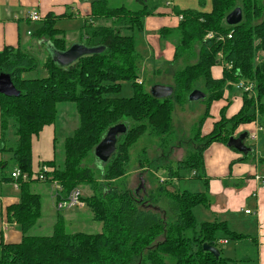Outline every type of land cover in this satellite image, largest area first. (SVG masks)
Listing matches in <instances>:
<instances>
[{"label":"trees","instance_id":"obj_1","mask_svg":"<svg viewBox=\"0 0 264 264\" xmlns=\"http://www.w3.org/2000/svg\"><path fill=\"white\" fill-rule=\"evenodd\" d=\"M261 1L211 0L212 11L206 13L182 12L173 7L183 20L176 29L159 31L161 39L174 38L175 43L172 63L165 62L166 75L174 66L178 67L173 73V95L166 99L154 98L146 80L138 82L143 59L137 53L133 32L137 29L144 33L145 19L154 14L147 7L132 11L126 7L110 8L105 0L93 1L92 20L104 19L110 23L85 24L83 37L86 46L103 47L104 52L84 56L68 67L58 65L49 56L43 63L47 73L43 79L24 77L38 66L34 52L20 47H5L0 51V74L9 75L21 93L19 97L0 94L3 134L0 151L12 155L9 161H0L1 173L8 178L7 173L15 167L14 170L31 176L33 138L56 123L59 104H74L79 125L64 142L63 165L55 160L42 165L49 166L52 169L49 176L59 182L60 200H66L81 186L94 188L93 195L81 196L80 200L103 228L98 234H70L61 216L51 235L31 234L42 216V198L31 190L30 184L39 181H19L20 202L7 211L10 220L19 225L23 238L18 244L0 243V264L236 263L223 257L221 243L245 237L232 232L225 224L200 222L195 209L205 206L206 194L191 193L182 186L191 176L192 180L203 182L208 191L206 150L216 142L227 146L242 125L257 122L264 127V2ZM238 7L242 9L243 21L237 26H228L227 16ZM63 17L66 15L48 14L33 33L34 39L46 42L43 47L47 46L49 51L65 52L70 48L65 32L56 28L57 19ZM209 33L214 38L208 39ZM220 35L223 41L219 40ZM193 57L198 58L195 63L179 68L182 62L188 63ZM220 66L222 77L216 79L214 69ZM240 82L253 84L255 97L242 93V106L231 116L227 115L231 106L228 102L212 131L203 135V125L212 117L213 104L227 101L225 94ZM123 83L130 84L131 98L119 97ZM194 90L203 91L206 98L202 101L207 103V112L192 142L194 150L186 161L175 164L167 155L159 158L153 173L165 179V185L160 183L154 193L144 194L142 198L122 179L128 173L129 150L146 135L159 138L164 147L173 127L172 99L179 103ZM128 122L133 123L132 127ZM120 123L129 125L128 132L120 137L109 162L100 163L95 171L90 162L88 165L85 162L92 155L96 159L95 148L108 129ZM8 137L13 142L10 148L2 145ZM145 160H139L141 167L148 166ZM187 172L190 175L186 176ZM159 177L156 178L159 180ZM161 204L166 208L156 207ZM204 244L217 247L221 256L216 259L204 250Z\"/></svg>","mask_w":264,"mask_h":264},{"label":"crops","instance_id":"obj_2","mask_svg":"<svg viewBox=\"0 0 264 264\" xmlns=\"http://www.w3.org/2000/svg\"><path fill=\"white\" fill-rule=\"evenodd\" d=\"M93 1L95 0H0V51L5 47H20L25 51L33 52L34 49L43 47L46 42L33 38V33L42 23L32 21L30 19L32 13H38L43 19L48 14L56 17L66 15V17L57 19L56 24L63 20L76 21L80 23L83 35L85 24L91 22L97 26L109 24L110 21L104 19L94 18L92 20L91 3ZM105 1L110 8L126 7L129 9L128 6L139 3L142 4V9L147 7L149 10L147 0ZM173 7H169L172 9L165 14L158 11L148 16L144 21V32L150 39L151 47L155 49L154 57L157 56L156 59L163 56L166 58H164L165 61L173 60L174 47H170L171 43L163 46L162 50H157L156 40L160 39V35L159 33L153 34L155 30L159 32L162 28L176 29L179 26L180 20L175 16L176 12ZM82 32H79V38L83 36ZM76 44L82 43L76 41ZM34 45L36 47H33ZM222 73V69H214L216 79L221 78ZM225 106L226 100L213 104L212 117L204 126L207 134L212 131L214 122L220 119L221 110ZM241 106L242 100H236L227 110V115L231 116L237 113ZM251 124L253 126L245 127L249 124L240 126L234 136L244 133L243 130L248 129L247 133L250 139L251 134L256 133L260 126L257 122ZM57 132L56 125H51L45 127L37 137L33 138V173H37L44 162L57 161L55 153ZM262 134L264 133L261 132L258 135L257 142L259 143L255 149L256 155L253 164H249V160L244 155L234 153L222 143L216 144L218 142L212 144L204 154L209 190L204 188L203 194H206L207 203L202 206L203 209H200L202 214L200 219H207L206 222L225 224L232 232L245 237L235 241L233 249L229 252V255L232 256L229 259L236 260L234 264H264V188H261L260 183L256 180L258 176L264 178V138L261 140ZM14 168L7 173L8 178H5L4 173L2 174L0 171V243L4 244H18L23 238L19 225L10 220L7 211L9 207L20 202V189L10 177ZM30 185L35 194H39L41 198L44 197L42 200L47 202L50 211V214H47L48 212H43L42 207V216L36 227L39 230L52 229L53 231L57 219L62 216L59 215L57 208L60 198L56 197L55 190L49 183L34 182ZM78 209L84 210L83 205ZM247 211L250 213H246ZM230 243L222 241L221 244L223 247Z\"/></svg>","mask_w":264,"mask_h":264},{"label":"rangeland","instance_id":"obj_3","mask_svg":"<svg viewBox=\"0 0 264 264\" xmlns=\"http://www.w3.org/2000/svg\"><path fill=\"white\" fill-rule=\"evenodd\" d=\"M147 1H148L149 10H154V13L160 11V13L165 14L168 10L172 9L166 6L165 0H147ZM263 2L264 0L261 1L262 4ZM142 7H143L142 4L139 3H134L128 6V8L133 11H138L142 9ZM175 7H177V9L182 12L195 11V12L206 13L212 11V2L211 0H176ZM56 27L66 31L65 39L67 41L68 46L72 47L74 44H76V41L84 45H87V41L84 39L83 36L79 38V32L80 33L82 32V29H80V23H77L76 21L73 20H63V21H59L58 24H56ZM157 33H159L157 32V30L153 31V34H157ZM133 35L135 37L137 53L141 55L143 59L141 65V73H140L141 78L139 79L138 82L142 83L143 80H146L147 86L150 90L155 85L173 87L174 86L173 73L178 69V67L174 66L173 69L170 70L171 73H168L166 75L168 66L165 65V62L172 63L171 61L173 60L165 61L164 60L165 57L163 56L160 57V59H156L157 56L154 57L155 49L151 47L149 43L150 39L147 37L146 32L143 33L135 29ZM176 38H178V35H176ZM173 40L170 38L167 40L161 38L156 40L157 50H162L163 46H166V44L168 43H171L170 47L173 48L175 44L173 43ZM33 47H36V45H34ZM36 49L39 50L37 51ZM36 49H34L35 51H33L34 53L32 54L35 55L34 58L37 60L38 66L35 70L28 72L24 75L26 79H43L46 78L47 76V73L43 68V63L49 58V56H52V52L48 50L47 46L45 47L40 46V48H36ZM193 51H195V49ZM197 60L198 58L193 57L188 63L182 62L179 65V68L182 66L184 67L185 65L190 63H195ZM132 96H133V90L130 84L123 83V89L119 97L127 99V98H131ZM225 96L227 99L226 105H228L229 103L230 105H233V103L236 100L241 99L242 92L239 89H237V87L235 86V88L232 91H228L225 94ZM172 105L174 109L173 127L170 135L167 136L168 142L165 144V146L164 147L161 146L159 138L146 135L140 138L129 150L130 162L127 168L128 173L122 179L123 181L125 180L127 182V186L130 190L136 191L137 195H140L142 198L144 194L154 193V191L156 190L158 185H160V183H162V185H165L164 184L165 179L160 178L155 173H153L154 170L153 167L155 164H159L158 162L159 158L167 155L170 158V162L173 164L186 161L188 159L190 153L194 150L193 149L194 145L192 144V142H194V139L196 137L199 124L207 112L206 102L204 101L191 102L189 100V96L186 97L185 99H182L181 102L179 103L176 102L175 99L173 98ZM57 109H58V118L56 123L54 124L56 125L58 131L57 142L55 143V153L57 156V163L59 165H63L65 158L64 140L66 137L72 136L74 130L78 128L79 119H78L76 107L72 103L59 104ZM208 120H206V122ZM128 123L130 127H132L133 123L131 122ZM125 124L129 126L127 123ZM204 126L205 124L203 125L202 134L207 135ZM250 126H253V124L245 125V127H250ZM243 132L246 133L249 132V130L244 129ZM263 138H264V134H262L261 140ZM1 139H3V134H2V119H1V108H0V140ZM7 140L8 141H3L2 145L5 146L6 148L12 147L13 142H11V138H7ZM258 143L259 142H254L250 139L247 140V145L251 146V148L254 149L253 152L249 153L246 156L247 160H249V164H253L256 155L255 149L256 146H258ZM234 153H237L241 156L243 155L237 151H234ZM11 157L12 155L10 153L0 151V161H4V160L9 161ZM141 159H146L144 163H147L148 166L145 164V167H141L139 165V160ZM88 162H90V167L95 171L97 170L96 168L100 164V162L97 161L93 157V155L85 162V164L88 165ZM188 175H190V173L187 172L186 176ZM97 177L98 179L100 178L99 175ZM156 177H159V180ZM141 179H143L145 182L144 189L139 190V192H137L141 184ZM188 179L190 180L184 182L182 186L184 187V189H187L191 193H196V194L204 193V186L202 184L203 182L201 183L200 181H196V180L194 181L192 180L191 176H188ZM103 183L106 184L107 182L103 181ZM169 189L173 190L172 187H169ZM79 190L81 191L82 197H90L94 193V188L90 186H81ZM42 204H43L42 206L43 212H48L47 214H50L47 202L42 200ZM82 205L84 207V210H79L78 208L58 210L59 215H62L66 222V231L70 234L101 233L103 230L102 224L96 222L93 219L92 212L85 204L82 203ZM156 207L159 209L166 208L164 204H161ZM201 208L202 207L195 209V214L198 220L200 222L208 221L207 219L204 220L200 219V217H202V214L200 212ZM31 234L39 235V236H48L52 234V229L39 230L35 226V228L31 231ZM233 247H234V242H231L228 246H223L222 247L223 257L231 258L232 256L229 255V252L231 251V249H233Z\"/></svg>","mask_w":264,"mask_h":264},{"label":"water","instance_id":"obj_4","mask_svg":"<svg viewBox=\"0 0 264 264\" xmlns=\"http://www.w3.org/2000/svg\"><path fill=\"white\" fill-rule=\"evenodd\" d=\"M242 21L243 12L240 7L236 8L226 18V24L232 27L239 25ZM50 51L52 52L54 61L58 65L68 67L84 56L103 53L104 48H93L82 44H74L65 52ZM173 92L174 89L171 86L155 85L151 88V94L156 99L169 98L173 95ZM0 94L6 97H19L21 95V93L15 88L11 77L7 74H0ZM205 98L206 94L201 90H194L189 96L191 102L202 101ZM128 129L129 128L125 123L117 124L108 129L105 137L94 151L96 159L102 165L108 163L111 157L115 154L120 137L125 135L128 132ZM248 139L249 134L247 132L233 136L229 139L227 148L234 149L246 157L249 153L254 151L253 148L247 145ZM144 183V180L141 179V184L137 192L144 189ZM204 250L212 253L216 259L221 256L220 250L209 244H204Z\"/></svg>","mask_w":264,"mask_h":264},{"label":"built area","instance_id":"obj_5","mask_svg":"<svg viewBox=\"0 0 264 264\" xmlns=\"http://www.w3.org/2000/svg\"><path fill=\"white\" fill-rule=\"evenodd\" d=\"M167 3V6L173 7L175 4L176 0H165ZM178 17L180 22L183 20V16L180 15L178 16L177 14L175 15ZM30 19L34 22H41L43 18L41 15L38 13H32L30 15ZM31 34V33H29ZM214 38V34L210 33L208 35V39ZM228 38H232V34L228 35ZM219 40L223 41V36H219ZM221 59V57H219ZM220 69L223 71V67L220 66ZM237 89H239L242 93H249L250 95H253L255 97V86L253 84H247L244 82H240L237 86ZM263 132L264 133V127L258 126L257 132L251 134L250 140L257 142L259 140L258 135L259 133ZM52 171V169L49 166L46 165H41V168L38 170L37 173H32L31 176H29L26 173H22L19 169H15L11 173V179L14 180L16 186L19 187V181L22 182H31V181H39V182H45L49 183L52 185V188L55 190L56 197L58 198L59 192L62 191L61 186L58 181L54 180L51 176H49V173ZM256 180L260 183V187L264 188V178L258 176ZM81 197V191L76 190L72 192L66 200H60V202L57 205L58 210L62 209H73V208H78L82 206V202L80 200ZM246 213H250V211H247ZM226 243V242H225Z\"/></svg>","mask_w":264,"mask_h":264}]
</instances>
